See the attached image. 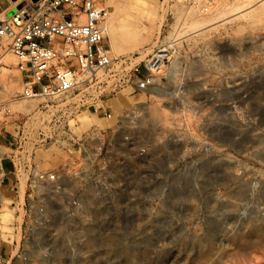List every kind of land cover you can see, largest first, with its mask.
<instances>
[{"label": "rangeland", "instance_id": "obj_1", "mask_svg": "<svg viewBox=\"0 0 264 264\" xmlns=\"http://www.w3.org/2000/svg\"><path fill=\"white\" fill-rule=\"evenodd\" d=\"M99 1L109 13L105 45L111 57L175 41L185 87L180 92L133 91L127 82L130 64L119 75L63 97L19 100L21 74L0 42V156L53 169L65 160L60 146L68 139L93 129L119 131L120 118L132 111L140 130L151 123L166 126L174 115L184 118L212 146L192 158L203 170L162 175L151 213L122 214L115 227L108 218L104 228L118 235L97 236L89 243L83 237L74 259L69 257L73 238L57 236L49 246L33 247L28 264H264V138L244 139L242 123L237 124L247 116L264 118V70L254 76L249 71V55L257 51L251 44L264 31V0H215L208 14L190 10L189 0ZM12 7L0 0V19ZM217 17L227 21L215 23ZM202 19L211 24L198 30ZM173 100L179 103L170 109ZM229 102L235 110H227ZM19 106L28 111L14 110ZM225 118L235 120L230 138H211L221 133L215 127ZM260 127L264 134V124ZM3 168L10 170L7 162ZM3 220L13 223L12 212ZM148 230L153 234H145ZM9 264L25 263L14 255Z\"/></svg>", "mask_w": 264, "mask_h": 264}, {"label": "built area", "instance_id": "obj_2", "mask_svg": "<svg viewBox=\"0 0 264 264\" xmlns=\"http://www.w3.org/2000/svg\"><path fill=\"white\" fill-rule=\"evenodd\" d=\"M7 1L15 2V8L0 19V42L6 43L21 74L19 100L63 97L93 81L119 75L130 64L127 82L133 91L180 92L185 87L175 41L148 52L111 57L105 45L109 13L99 0ZM214 2L189 0V6L190 10L208 14ZM251 45L257 51L249 55V71L252 76L261 75L264 31ZM1 69L0 62V76ZM200 81L196 79L195 83ZM167 84L172 86L163 88ZM208 87L213 90L214 84ZM173 102L179 103L173 100L170 109ZM226 108L235 110L234 103L229 102ZM135 118L136 112H126L120 118L119 131L93 129L68 139L65 146H60L66 158L53 169L27 159L0 156V264H9L14 255L28 264L33 247L49 246L57 236L73 238L69 257L74 259L88 226L96 224L98 236L118 235V230L104 228L105 221L112 219L115 227L122 214L151 213L152 198L162 187V175L203 170L198 167L199 160L192 158L209 151L212 145L188 120L174 115L166 126L151 123L150 128L140 130ZM225 119L215 127L221 133L211 138H230L235 120ZM237 121L242 123L239 130L244 131V139L264 138L260 127L263 117L247 116ZM5 162L11 167L8 172L3 168ZM7 211L14 217L11 224L3 220ZM35 258L40 259V255Z\"/></svg>", "mask_w": 264, "mask_h": 264}, {"label": "bare ground", "instance_id": "obj_3", "mask_svg": "<svg viewBox=\"0 0 264 264\" xmlns=\"http://www.w3.org/2000/svg\"><path fill=\"white\" fill-rule=\"evenodd\" d=\"M21 0H18L17 2H20ZM249 2H250V0H249ZM12 4H14L15 5V2H13ZM230 9H232L231 10V12L232 11H234L236 8H230ZM239 10H240V8H238ZM238 9H236V10H238ZM242 9V8H241ZM238 13H234L233 15L235 16V15H237ZM216 19V21H215V23H218V22H221V21H227V17L226 18H220V17H217V18H215ZM201 21V23H200V25H198V24H196V25H198L197 26V28H198V30H201V29H205V28H207V27H209L210 26V21H204L203 19L202 20H200ZM106 27L108 28L109 26L106 24ZM196 27V26H195ZM197 30V29H196ZM13 87H14V84H13ZM18 87V86H17ZM21 104V103H20ZM23 104V103H22ZM19 108L20 109H22V110H24V111H28V109L27 108H25V107H17V108H15L14 107V110L15 109H18L19 110ZM17 110V111H18ZM8 217V220L10 219V217L9 216H7ZM7 220V221H8ZM98 228H97V226H96V224H95V227L93 226V225H91V226H88L87 228H86V235H85V240H86V242H91V241H94L96 238H97V236H98ZM84 240V241H85ZM87 252V251H86Z\"/></svg>", "mask_w": 264, "mask_h": 264}, {"label": "crops", "instance_id": "obj_4", "mask_svg": "<svg viewBox=\"0 0 264 264\" xmlns=\"http://www.w3.org/2000/svg\"><path fill=\"white\" fill-rule=\"evenodd\" d=\"M15 5L13 4V7L7 12V15H10L14 11ZM10 167V166H9ZM11 168V167H10Z\"/></svg>", "mask_w": 264, "mask_h": 264}, {"label": "water", "instance_id": "obj_5", "mask_svg": "<svg viewBox=\"0 0 264 264\" xmlns=\"http://www.w3.org/2000/svg\"><path fill=\"white\" fill-rule=\"evenodd\" d=\"M14 1V0H13Z\"/></svg>", "mask_w": 264, "mask_h": 264}]
</instances>
